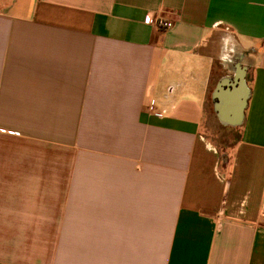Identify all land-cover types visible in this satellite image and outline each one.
<instances>
[{
  "label": "crops",
  "instance_id": "0c3cea01",
  "mask_svg": "<svg viewBox=\"0 0 264 264\" xmlns=\"http://www.w3.org/2000/svg\"><path fill=\"white\" fill-rule=\"evenodd\" d=\"M0 154V264H264V0H0Z\"/></svg>",
  "mask_w": 264,
  "mask_h": 264
},
{
  "label": "rangeland",
  "instance_id": "374dc122",
  "mask_svg": "<svg viewBox=\"0 0 264 264\" xmlns=\"http://www.w3.org/2000/svg\"><path fill=\"white\" fill-rule=\"evenodd\" d=\"M209 123L206 126L207 135H209L215 143L220 147V156L223 161L226 159V152L224 151V147L231 142L237 135V132L229 127L223 126L216 120L215 118H206L205 123ZM22 150L21 152L19 151ZM12 151L10 157H28L35 156V150H32V143H27L23 141H16L14 140L12 145ZM26 153V154H22ZM45 157H54L58 158L59 161L65 160L67 158V151H59V150H46L45 149ZM3 154V153H2ZM0 154V157L1 155ZM66 155V156H65ZM7 155L3 154L2 157H6ZM66 157V158H65ZM37 206H31L30 210L34 215H28L25 218L21 216H17L15 220V224L11 225L8 229H1L0 230V237L3 238L5 243L9 242L7 245L8 248L4 249V253L8 250L9 252H17L18 257L21 255L25 256V254L29 253V250L32 248L37 247L38 245H44L43 241V230L40 229V216L37 215L36 212ZM43 214V219L48 221L46 216L44 215V211L41 212ZM37 219V222L35 221ZM21 227V228H17ZM4 246V245H2ZM18 247H22V249H17ZM23 258V257H22Z\"/></svg>",
  "mask_w": 264,
  "mask_h": 264
},
{
  "label": "bare ground",
  "instance_id": "6f19581e",
  "mask_svg": "<svg viewBox=\"0 0 264 264\" xmlns=\"http://www.w3.org/2000/svg\"><path fill=\"white\" fill-rule=\"evenodd\" d=\"M220 88V87H219ZM218 96L220 98H222V92H220V90H218ZM240 89L237 87L235 88V92L233 93V96L230 98V101H229V107L231 108V111H232V114H234L233 117H229V118H226V117H223L222 120L223 121H230V122H234V121H237L238 119V116L235 112V108L238 107L240 105Z\"/></svg>",
  "mask_w": 264,
  "mask_h": 264
},
{
  "label": "built area",
  "instance_id": "2783aa9c",
  "mask_svg": "<svg viewBox=\"0 0 264 264\" xmlns=\"http://www.w3.org/2000/svg\"><path fill=\"white\" fill-rule=\"evenodd\" d=\"M144 20L147 23H154L157 27L163 29L169 28L172 25V20L163 16H151L150 14H147Z\"/></svg>",
  "mask_w": 264,
  "mask_h": 264
}]
</instances>
